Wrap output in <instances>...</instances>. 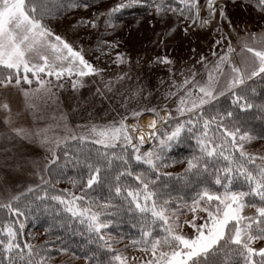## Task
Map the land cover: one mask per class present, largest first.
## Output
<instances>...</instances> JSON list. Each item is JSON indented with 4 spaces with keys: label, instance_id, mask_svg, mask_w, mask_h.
Here are the masks:
<instances>
[{
    "label": "snow or ice",
    "instance_id": "obj_1",
    "mask_svg": "<svg viewBox=\"0 0 264 264\" xmlns=\"http://www.w3.org/2000/svg\"><path fill=\"white\" fill-rule=\"evenodd\" d=\"M91 7L89 0H0V264H55L68 252L57 222L65 230L79 225L106 250V259L76 255L86 264H264V151L248 148L264 139L250 124L264 120V23L241 28L231 14L240 9L264 22V0ZM126 14L175 17L168 35L183 23L185 36L195 26L211 31L213 43L208 53L192 48L187 67L156 52L148 62L165 68V78L144 84L134 75L141 60L116 37ZM85 36L94 39V59ZM66 88L79 102L63 115L60 135L24 126L29 113L39 119L35 99ZM13 94L22 108L13 109ZM177 164L181 170L168 171ZM64 183L70 187H58ZM42 216L48 238L22 240ZM122 216L139 225L130 241L139 257L111 237Z\"/></svg>",
    "mask_w": 264,
    "mask_h": 264
},
{
    "label": "rangeland",
    "instance_id": "obj_2",
    "mask_svg": "<svg viewBox=\"0 0 264 264\" xmlns=\"http://www.w3.org/2000/svg\"><path fill=\"white\" fill-rule=\"evenodd\" d=\"M114 3V0H109L106 2H101L99 4L92 5L89 9V13L92 12H102L105 11L109 6ZM81 14L83 13L81 10ZM232 18L235 22H239L241 28L244 24H247L250 30L259 31L257 27L258 24L264 23L257 21L255 16H249L240 9L231 10ZM137 19L140 20L139 25H136ZM153 20L155 27L149 24L148 21ZM176 18H166L165 21L159 22L155 21L153 17L134 16L123 19L121 24V30L116 33L117 38H122L124 47L133 57V61L136 59L141 60V64L137 66L134 70V75H139L140 82L148 84L149 82L153 85L159 84L162 78H165L166 69L163 67H158L151 65L148 62L149 57H153L156 52L167 53L171 55L177 61V67H187L190 63V57L194 55L192 53V48H196L198 52L208 53L209 47L213 43V35L211 31L206 29H199L193 26L190 29L189 35L185 36L183 32L184 24L180 23L176 27V31L168 35L169 28L175 25ZM67 24H63L60 28L61 31L66 30ZM101 31H103V26H101ZM235 42V38H234ZM84 45L87 55L94 59L93 53L88 51L89 48L95 47V42L93 37L85 36ZM239 61V57L236 58ZM95 87V86H93ZM79 102V97L71 95L70 88L65 90H57V94L52 99L37 98L34 103L36 105L35 112L39 116V119H34L29 113L24 119V126L30 127L33 131L44 130L49 137H55L63 132V120L64 114L69 113L70 106L75 107ZM12 105L13 109L22 108L21 98L17 97L15 94L12 95ZM79 120V116H76ZM149 122V117L145 116L140 121V126L144 128L145 132L148 131L147 124ZM151 147V142H146L144 148L147 149ZM250 151L260 152L264 151V141L256 139L251 145H248ZM37 151L40 154V158H43L47 153L44 152L42 148H38ZM181 167L175 166L173 169H168V171H178ZM29 179H35L34 177H28ZM4 176L0 173V186L2 185ZM13 185L9 184V189ZM14 187L19 190L22 185L16 183ZM252 210L246 209L249 214ZM113 240H119L116 237L111 236ZM22 240H27L34 244H39L43 239V234L40 231H26L25 235L21 237ZM125 241L118 243L116 247L123 249ZM130 254L140 256L138 252H132L131 248ZM55 264H85L81 259H76L69 253L59 254L56 258Z\"/></svg>",
    "mask_w": 264,
    "mask_h": 264
},
{
    "label": "trees",
    "instance_id": "obj_3",
    "mask_svg": "<svg viewBox=\"0 0 264 264\" xmlns=\"http://www.w3.org/2000/svg\"><path fill=\"white\" fill-rule=\"evenodd\" d=\"M109 0H89V3L92 5L99 4L101 2H106ZM139 16L138 14L133 15H125L123 19L128 17H134ZM259 90V88H258ZM251 126L254 128L255 133L258 136L264 135V120L260 118H253L250 121ZM259 139V138H258ZM263 140L264 139H260ZM176 166L181 167L179 170L182 169V165L177 164ZM178 170V171H179ZM71 171V169H69ZM58 187L62 188H68L70 185L67 183L58 185ZM48 218L41 217L40 220L36 221L35 223L29 222L27 225L26 231H40L43 234V239L39 244H42L46 238H48L43 228L47 226L46 220ZM56 231L64 240L67 241L68 246V252L72 256L76 257V255H79L81 257H84L85 255L92 257L95 256L99 259H106L105 252L106 250L99 246V244L96 242L95 238H89V233L86 231H81V228L79 225L73 224L69 225L67 227V230H65L64 227L61 226L59 222H57ZM111 236L116 237L118 239L123 238L125 241V244L129 245V248H131L130 241L132 238H138L139 236V225L136 221L130 219L127 216H122L119 218V223L113 226V231ZM51 239L55 241V236H52ZM57 244H59V241H55ZM125 246V245H124ZM75 253V255H73ZM85 262V259L81 258ZM86 264V262H85Z\"/></svg>",
    "mask_w": 264,
    "mask_h": 264
}]
</instances>
